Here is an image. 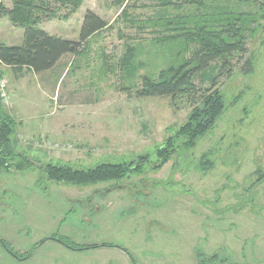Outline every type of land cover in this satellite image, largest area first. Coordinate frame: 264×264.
I'll use <instances>...</instances> for the list:
<instances>
[{"label": "rangeland", "instance_id": "374dc122", "mask_svg": "<svg viewBox=\"0 0 264 264\" xmlns=\"http://www.w3.org/2000/svg\"><path fill=\"white\" fill-rule=\"evenodd\" d=\"M4 2L12 6L13 0ZM41 2L40 26L52 35L79 40L88 9L107 26L78 55L66 54L40 76L25 70L15 77L0 63V110L15 119L14 147L33 163L30 170L0 171V239L19 255L0 242V264H132L126 250L136 264H196L198 252L217 254L225 264L264 258L262 238H254L264 234V20L247 39L243 60H233L232 76L218 77L225 111L213 129L165 166L156 167L153 158L144 172L106 192L115 183H56L41 177V168L51 162L93 167L137 154L154 157L156 146L186 122L212 80L197 78L201 90L194 98L137 96L143 76L156 78L178 50L159 42L170 32L154 22L180 16L185 7L83 0L73 10L60 1ZM24 33L0 12L1 43L21 46ZM129 47L135 51L126 65ZM246 59L253 62L250 73L241 70ZM51 236L120 248L89 254L47 240L34 249Z\"/></svg>", "mask_w": 264, "mask_h": 264}, {"label": "trees", "instance_id": "16d2710c", "mask_svg": "<svg viewBox=\"0 0 264 264\" xmlns=\"http://www.w3.org/2000/svg\"><path fill=\"white\" fill-rule=\"evenodd\" d=\"M56 1L73 6V10L79 8L83 2V0ZM139 1L160 2L164 6L180 9L185 7L186 12L180 16L160 18L158 22H154L161 25L164 31L170 32L159 42L166 41L176 45L178 50L156 78L143 76L137 96L193 97L201 90L196 85L199 77L202 81L206 78L211 79V86L201 91L200 102L196 105L195 101V107L186 122L167 137L163 144L156 146L154 157L148 155L149 153L137 154L131 158L125 156L119 160H104L93 167H74L70 164L51 162L41 168V177L78 187L100 183H115L112 186L117 187L122 180L144 172L146 165L152 163L153 158L157 160L156 167H163L175 160L178 152L180 154L195 148L197 142L213 129L225 111L224 97L218 88V77H231L235 68L233 60L238 58L236 63L238 64L247 54V39L262 27L260 21L264 20V0H135ZM247 6L257 9L251 11ZM41 8V0H13L11 9L0 0V12L8 13L15 25L25 29L24 42L21 46H10L0 42V62L10 67L15 77L23 75L25 70L37 74L45 72L57 65L66 54L78 55L88 40L107 26V22L101 16L89 9L83 18L79 40L64 39L50 34L40 26L41 16L38 11ZM191 46L195 47L192 48L191 56L187 57ZM128 49L130 55L125 59L126 65L135 51L130 47ZM241 70L250 73L253 70L252 60L246 59ZM16 127L15 119L1 111L0 171H8L12 167L19 171L30 170L33 166L28 157L20 154L14 147L12 136L16 133ZM209 155H204L203 159L207 160ZM11 162H14V165ZM259 172L261 174V171ZM262 179L263 175H260L256 184ZM47 240H55L74 251L109 246L120 248L110 243L78 244L68 238L51 236L36 244L34 249ZM0 242L11 253L14 252L5 240L0 239ZM126 252L133 264H136L132 254L128 250ZM196 256L198 260L196 264L226 262L217 254L206 257L198 252Z\"/></svg>", "mask_w": 264, "mask_h": 264}, {"label": "crops", "instance_id": "0c3cea01", "mask_svg": "<svg viewBox=\"0 0 264 264\" xmlns=\"http://www.w3.org/2000/svg\"><path fill=\"white\" fill-rule=\"evenodd\" d=\"M3 2H4V0H3ZM4 4H5V6L8 8V9H11L12 7H13V3L11 4L12 6H8V5H6V3L4 2ZM89 10V9H88ZM91 10V9H90ZM21 37H23V40H24V35H22ZM23 40H22V42H23ZM1 42V41H0ZM19 42H20V40H19ZM21 43V42H20ZM5 44H7V45H10V46H13V45H15L13 42H5ZM64 57V56H63ZM62 57V58H63ZM62 60V59H61ZM60 60V61H61ZM59 61V62H60ZM59 62L57 63V65L59 64ZM1 63V62H0ZM2 64V63H1ZM3 66H5V68L6 69H9V70H11V68L10 67H8V66H6V65H4V64H2ZM57 65H55L53 68H51L50 70H47V71H45V72H51L52 70H54L55 68H56V66ZM11 72H12V70H11ZM13 73V72H12ZM34 73V72H33ZM43 73V72H42ZM42 73H34V74H36V76H40ZM11 92V91H10ZM10 96H11V94H10ZM254 238H256V239H258V240H260V238H262V240H263V245H264V234H262V235H260V236H255ZM52 241H55V240H52ZM55 242H57V241H55ZM46 243V242H45ZM57 243H59V242H57ZM60 244V243H59ZM62 245V244H61ZM63 246V245H62ZM65 248H67V247H65ZM103 248L104 247H100V248H98V249H91V250H86L85 251V253H89V254H94L96 251H98V252H101L102 250H103ZM111 248H113V247H111ZM67 249H69V248H67ZM69 250H71V249H69ZM125 250V249H124ZM71 251H74V250H71ZM74 252H76V251H74ZM263 253H264V247H263ZM127 255H128V253H127ZM129 256V255H128ZM133 264V263H132ZM235 264H244V263H235ZM245 264H247V263H245ZM250 264H264V258H261V260H259V261H257V262H254V263H250Z\"/></svg>", "mask_w": 264, "mask_h": 264}, {"label": "built area", "instance_id": "2783aa9c", "mask_svg": "<svg viewBox=\"0 0 264 264\" xmlns=\"http://www.w3.org/2000/svg\"><path fill=\"white\" fill-rule=\"evenodd\" d=\"M1 87L3 88V90H5V87H6V84L3 82V83H1ZM5 92V91H4ZM7 94L6 93H4L3 94V96L5 97Z\"/></svg>", "mask_w": 264, "mask_h": 264}, {"label": "water", "instance_id": "95a60500", "mask_svg": "<svg viewBox=\"0 0 264 264\" xmlns=\"http://www.w3.org/2000/svg\"><path fill=\"white\" fill-rule=\"evenodd\" d=\"M117 187H120V186H117ZM117 187L109 188V189L106 190V192H110L111 190H113V189H115V188H117Z\"/></svg>", "mask_w": 264, "mask_h": 264}]
</instances>
